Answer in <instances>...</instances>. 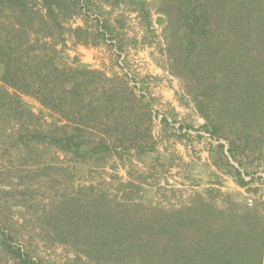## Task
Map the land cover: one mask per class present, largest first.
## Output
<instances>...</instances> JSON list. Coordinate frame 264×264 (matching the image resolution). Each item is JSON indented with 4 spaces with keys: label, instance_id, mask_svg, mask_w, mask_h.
Listing matches in <instances>:
<instances>
[{
    "label": "trees",
    "instance_id": "trees-1",
    "mask_svg": "<svg viewBox=\"0 0 264 264\" xmlns=\"http://www.w3.org/2000/svg\"><path fill=\"white\" fill-rule=\"evenodd\" d=\"M117 8L137 11L148 27L152 9L166 16L162 51L181 81L178 98L204 118L199 130L218 140L210 162L179 159L178 167L206 186L173 202L144 193L155 185L153 173L129 168L127 181L116 174L91 180L39 216L45 246L69 247L74 264H264V201L249 206L240 191L218 186L220 173L254 192L248 186L263 181L264 0H0V147L23 145L33 154L41 145L89 174L112 160L147 162L154 98L143 82L138 90L127 74L67 53L68 41L112 39L121 52L124 39L110 20ZM78 17L84 24L73 26ZM118 24L125 27L126 18ZM1 223L0 264H41Z\"/></svg>",
    "mask_w": 264,
    "mask_h": 264
},
{
    "label": "rangeland",
    "instance_id": "rangeland-1",
    "mask_svg": "<svg viewBox=\"0 0 264 264\" xmlns=\"http://www.w3.org/2000/svg\"><path fill=\"white\" fill-rule=\"evenodd\" d=\"M104 7L107 11H112L109 5H104ZM123 9H115L110 18L112 24H116L117 26L116 33L122 38H124L127 33L125 28L127 27L126 24L128 21V10L125 12ZM152 12L153 15L162 14L156 13L154 9H152ZM123 17L126 18L125 27L118 24V19H123ZM79 23L84 24V20L80 17L73 22V26H77ZM90 25H93V21H90ZM153 26L155 32L157 30L154 42L158 45V35L161 34L164 40L163 28L155 23ZM114 42L115 39L108 40L106 43H101L105 45L110 52V58L108 59L109 70H112L113 66H116L117 63V49ZM75 47L72 45L71 41H68L67 53L70 54V56L76 55L74 53ZM121 52H123V50ZM102 56L104 57L105 55L103 54ZM78 58L81 60L80 57ZM89 65L92 66V64ZM98 65H102V63ZM24 99L36 113L43 112L45 117L48 120L50 119L48 111L44 109L39 102L31 97H24ZM156 130L157 123L153 119V139L150 141V145L155 149L147 155V162L144 163L134 160L133 165L127 164L128 166L124 167L120 161H116L115 163V160H112L104 171L99 170L97 172L100 173L96 172L93 174L87 173L86 169L83 167L77 166L76 168L64 155L53 151H47V149L41 145L38 146L35 153L29 154L28 150L23 145L13 147L6 142V146L2 145L0 147V217L2 218L1 224L3 226V231L13 237L14 244L24 247L28 254L33 259L40 261L41 264H74V253L69 247L59 243L51 247L45 246L42 234L43 228L45 229L46 226L43 221L38 219L39 216L49 210L65 193H70L78 186L88 184L91 180L97 183H103L104 180H109L110 174H116L121 179L127 181L129 179V168L132 169L133 173L137 174L153 173L154 177L150 180L156 184L162 183L163 180L175 181L174 166L172 164L169 165L170 161L165 158L166 153H162V151L159 150V148L164 147V142L168 141L170 134L167 133V135L161 137L153 133V131ZM168 148L167 155L178 158L176 150L172 149L170 144H168ZM112 164H116V167L112 168ZM258 173L263 177V181H257L260 184L259 187H257V192L250 189H246L245 193L241 192L245 200L248 194H253V196L256 197V201L259 196L264 193L263 166L260 167ZM171 184H173V182ZM108 186L111 192L116 191V185L109 184ZM197 186L198 188L196 191L202 192L204 190L205 186H202V184ZM218 186L220 188L222 186L231 188L227 189L228 191H237L232 189V186H228L225 180L222 179ZM144 193L147 196H160V198L166 200L168 197L171 199L175 198L174 196L176 193L180 192H177L175 188L163 185L156 186L155 190ZM1 250L2 247H0V251ZM78 264L81 263L79 262Z\"/></svg>",
    "mask_w": 264,
    "mask_h": 264
},
{
    "label": "crops",
    "instance_id": "crops-1",
    "mask_svg": "<svg viewBox=\"0 0 264 264\" xmlns=\"http://www.w3.org/2000/svg\"><path fill=\"white\" fill-rule=\"evenodd\" d=\"M127 15L126 26L128 28H125L127 33L123 38V52L127 62L136 70L140 83L141 81L143 82L145 90L149 91L154 98L153 112L155 116L153 119L157 123V130L153 131V133L161 137L167 135V133L170 134L168 141L164 142V147L159 148V150L162 153H166L165 156H167L168 144H170L178 155L173 164L174 179L176 180H163L162 183H155L152 190H155L156 186L163 185L175 188L180 193H176L173 199L170 197L167 199L176 202L186 199L196 192L198 188L197 185L192 184L184 176V173L178 167L179 159L185 162L198 160L200 162H210L209 146L212 140L208 133L199 130L205 120L198 114L193 104L191 102L183 104L178 98L177 94L182 92V84L168 69L166 55L162 51L165 46L163 36L161 34L157 36L159 41L157 45L154 42L157 35H155L157 30L155 32L154 26L148 27L145 25L137 11L128 10ZM155 17L156 15H153V22ZM78 25H83V23ZM74 53L81 58L82 62L92 64L93 67H100L106 70L108 74L120 72L117 63L112 70H109L108 59L110 58V52L105 45L86 46L78 44L74 49ZM103 54L105 55L104 57L102 56ZM96 63H102V65ZM165 119L170 122L169 125H166ZM220 179L225 180L228 186L233 187L232 189L242 193H245V190L248 189L238 185L229 175L220 173ZM172 182L173 184H171ZM259 185L255 181L248 187L257 188ZM202 186L206 185L202 184ZM221 189L228 191L227 189L231 188L222 186ZM154 198L163 200L160 196H155Z\"/></svg>",
    "mask_w": 264,
    "mask_h": 264
},
{
    "label": "built area",
    "instance_id": "built-area-1",
    "mask_svg": "<svg viewBox=\"0 0 264 264\" xmlns=\"http://www.w3.org/2000/svg\"><path fill=\"white\" fill-rule=\"evenodd\" d=\"M116 54H117V66L120 70V73H125L127 74V76L129 77L131 84L136 86V88H138V90L140 89V81H139V77L138 74L136 72V70L131 66L130 63L127 62L126 56L123 52H120L118 50H116ZM212 140V139H211ZM213 143L218 142V140H212ZM259 198L264 201V193H262ZM256 197L253 196V194H248L247 198H246V202L249 206H252L255 202Z\"/></svg>",
    "mask_w": 264,
    "mask_h": 264
},
{
    "label": "water",
    "instance_id": "water-1",
    "mask_svg": "<svg viewBox=\"0 0 264 264\" xmlns=\"http://www.w3.org/2000/svg\"><path fill=\"white\" fill-rule=\"evenodd\" d=\"M154 22H155V24H157L158 26H160L164 29L166 27L167 20H166V17L164 15L158 14L155 17Z\"/></svg>",
    "mask_w": 264,
    "mask_h": 264
}]
</instances>
